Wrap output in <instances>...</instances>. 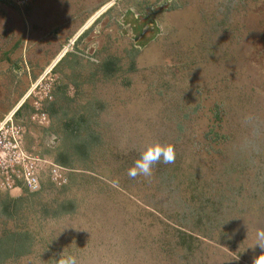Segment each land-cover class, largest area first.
I'll return each instance as SVG.
<instances>
[{
	"label": "rangeland",
	"instance_id": "rangeland-1",
	"mask_svg": "<svg viewBox=\"0 0 264 264\" xmlns=\"http://www.w3.org/2000/svg\"><path fill=\"white\" fill-rule=\"evenodd\" d=\"M73 1L60 35L17 36L27 20L0 16V48L14 40L43 56L53 53L45 46L67 48L31 80L53 78L43 108L55 145L26 122L28 100L19 114L40 135L36 143L26 135L25 146L68 161L63 187L45 180L36 193L11 196L22 199L0 213V236L18 238L6 236L0 264L66 255L78 264H254L264 251L252 247L264 229V0ZM26 4L12 8L23 14ZM97 12L89 28L68 34L71 18ZM249 115L258 118V151ZM155 141L175 145V163L129 177Z\"/></svg>",
	"mask_w": 264,
	"mask_h": 264
},
{
	"label": "built area",
	"instance_id": "built-area-1",
	"mask_svg": "<svg viewBox=\"0 0 264 264\" xmlns=\"http://www.w3.org/2000/svg\"><path fill=\"white\" fill-rule=\"evenodd\" d=\"M11 1L20 7L27 3V0ZM44 73L29 84L16 106L0 119V189L9 194L19 195L22 190L35 192L45 180L57 188L66 184L65 166L38 154L34 146H25V136L30 131L15 115L28 100L32 111L25 117L26 122L41 127L46 125L43 103L52 100L53 78L45 77ZM57 140L54 133H49L43 143L50 148Z\"/></svg>",
	"mask_w": 264,
	"mask_h": 264
},
{
	"label": "crops",
	"instance_id": "crops-1",
	"mask_svg": "<svg viewBox=\"0 0 264 264\" xmlns=\"http://www.w3.org/2000/svg\"><path fill=\"white\" fill-rule=\"evenodd\" d=\"M78 1L81 2L82 0H78ZM86 1H89V0H86ZM29 2L30 4H28ZM66 2L68 3V2H74V1L73 0H27L26 5L28 6L25 7L24 9L25 13L19 14V11L17 12L15 8H12L13 5H7L10 8H6V6H0L1 7L0 16H4L5 14L12 15V16L17 15L19 20L23 18L27 20L28 24L25 25L24 23L25 27H23L22 29L19 27V30H18L19 33L17 34V36L23 35L24 32H26L27 34L40 35V34H45L49 30L51 31L56 30V32L58 33L57 31L58 28H62L63 25L66 26V23L64 24V22H62V19L66 20ZM82 2H84V0ZM96 2L100 4L103 1L98 0L95 2H91V3H96ZM18 9L20 10V8ZM93 9H90V11ZM12 10L16 12L13 13ZM90 14L91 13L89 14L87 13V15L81 18L80 16L78 17L74 16L73 18H71V20L76 19L77 23H75L72 20V22H74V28L72 27L70 31L68 30L69 32L68 34H72L75 32L77 34L81 27L80 24H83ZM21 24H23V22L21 23V20H20V23H15L16 26H21ZM8 26L9 25H7V27ZM44 26H46V28L42 30ZM7 27H5V29ZM62 33L64 34V32H59L58 35ZM28 45H29L28 43H25L22 41L17 43V40H14V42L12 41L7 46L0 48L2 49L1 51L4 52L3 55H0V119L9 110H12L16 106L18 100L22 97L23 92L26 89L27 85L32 82L31 80L35 78V76H38L41 71L44 72V71H47L48 67L49 68L53 67L55 62L56 61L58 62L59 59L61 58L62 52L67 50L66 47L61 50L59 47H55L54 45L49 46V47L45 46L44 49L46 50H48V48L50 50L52 49L53 53L52 54L48 53L47 55L43 56L42 54L40 55V50L39 51L37 50L36 54L33 52L32 46L34 44L30 45V47ZM23 51H26L25 57L22 56ZM39 56H41L42 59H39ZM44 68H47V69L45 70ZM15 81H18L20 85L19 86L14 85V88L16 87L17 88L15 91H13L14 88H12V84H9V83L11 82L13 83ZM8 85H9V88H8ZM48 103L49 102H47V104ZM21 109L22 107L15 112V115L18 120H20L21 115L19 113ZM26 113L29 114L30 112L27 111ZM24 116L26 117L27 114ZM48 127L47 125L44 126L45 129H47ZM43 131H44L43 134H45L43 139L45 141L47 139L48 134L52 132L49 129L43 130ZM40 133L38 132L37 134H40ZM39 136L40 135H36V133H34L33 131H30V136H29V133L27 134V138L34 137L33 143L35 142V138L36 137L38 138ZM30 146H33V145H30ZM38 148L39 147L37 146L35 147V149L39 150ZM5 194H8L9 196L14 195V194H9L7 191L0 189V204H1V198L4 199ZM0 217H2L1 214H0Z\"/></svg>",
	"mask_w": 264,
	"mask_h": 264
},
{
	"label": "clouds",
	"instance_id": "clouds-1",
	"mask_svg": "<svg viewBox=\"0 0 264 264\" xmlns=\"http://www.w3.org/2000/svg\"><path fill=\"white\" fill-rule=\"evenodd\" d=\"M98 15L99 13L92 17L89 15L88 19L86 20V22L88 23L85 25L86 23L85 22L81 25L76 36L81 34L87 28H89L94 23L95 18ZM64 53L66 52H62V56L64 55ZM245 122H246V126L251 129V134L247 138L249 145L252 148V150L258 151L260 147L258 118L249 115L245 117ZM175 159H176V150H175V145L173 143L171 142L162 143L160 141L152 142L145 147V149L140 153L139 158H137L134 161L133 165L128 169V176L133 179L136 178L137 176H144L145 178H150L153 174L154 165L161 162L164 164H172L175 163ZM39 190L35 192H38ZM23 191L25 190H22V192ZM28 193H33V192H28ZM252 247H259L260 249L264 250V229H257L256 242ZM58 264H78V261L74 255H66V256H61V258L58 261ZM254 264H264V251H262L261 254L255 259Z\"/></svg>",
	"mask_w": 264,
	"mask_h": 264
},
{
	"label": "trees",
	"instance_id": "trees-1",
	"mask_svg": "<svg viewBox=\"0 0 264 264\" xmlns=\"http://www.w3.org/2000/svg\"><path fill=\"white\" fill-rule=\"evenodd\" d=\"M1 2H4V1H7L10 5H15L11 0H0ZM135 6H137L136 5V3L134 4ZM129 55H130V57H133L135 54H134V52L136 53L137 52V49L135 48V47H131L130 48V50H129ZM67 53H69V52H67ZM63 57H61L60 59H59V61L58 62H60L61 61V59H62ZM108 61H110V60H107V62ZM57 62V63H58ZM56 63V64H57ZM55 64V65H56ZM55 65L53 66V67H55ZM52 67V68H53ZM53 101V100H52ZM53 103V102H52ZM24 106H26V104H23ZM27 107V109H28V112H31L32 111V108L30 107V106H26ZM73 131H75V133L77 132V127H76V124H75V128L74 129H72ZM83 138L85 139V137H81V138H79L80 140L78 141L81 145L82 144H85L87 147H88V140H83ZM57 160L60 162V163H62L63 165L64 164H67V160H66V156H62V154H59V156H58V158H57ZM33 193H36V192H33ZM19 197V196H18ZM21 198V197H20ZM20 198H16V197H11V196H9L8 194H5V198L3 199V198H1V204H0V213L1 214H3L5 217H8L9 216V214H11V210H12V208H16L17 206H20V203H18V200H20ZM22 199V198H21ZM4 201H5V203H4ZM7 236V238L8 237H10V236H12V235H6ZM6 236L5 237H3V235H1L0 236V250H1V245H3V242H4V240H5V238H6ZM3 237V239H1ZM13 238H18V236L16 237V236H12V239ZM15 243H16V241H15ZM27 243L26 242H22L21 244H19V245H21V246H23L24 248H25V245H26ZM27 248H28V244H27V246H26V250H27ZM16 254H18V253H16Z\"/></svg>",
	"mask_w": 264,
	"mask_h": 264
},
{
	"label": "bare ground",
	"instance_id": "bare-ground-1",
	"mask_svg": "<svg viewBox=\"0 0 264 264\" xmlns=\"http://www.w3.org/2000/svg\"><path fill=\"white\" fill-rule=\"evenodd\" d=\"M15 5H16V4H15ZM107 5H108V4H105L104 6L107 7ZM16 6H17V5H16ZM104 6H103L100 10L104 9ZM18 7H20V6H18ZM98 13H99V12H97L96 14H98ZM96 14H95V15H96ZM95 15H94V16H95ZM87 23H88V22H86L85 25H86ZM66 49H67V48H66ZM48 68H49V67H48Z\"/></svg>",
	"mask_w": 264,
	"mask_h": 264
},
{
	"label": "flooded vegetation",
	"instance_id": "flooded-vegetation-1",
	"mask_svg": "<svg viewBox=\"0 0 264 264\" xmlns=\"http://www.w3.org/2000/svg\"><path fill=\"white\" fill-rule=\"evenodd\" d=\"M94 15H95V14H94ZM94 15H93V16H94Z\"/></svg>",
	"mask_w": 264,
	"mask_h": 264
}]
</instances>
